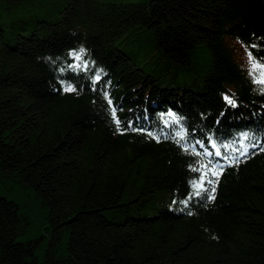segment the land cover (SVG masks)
<instances>
[{
  "label": "trees",
  "instance_id": "16d2710c",
  "mask_svg": "<svg viewBox=\"0 0 264 264\" xmlns=\"http://www.w3.org/2000/svg\"><path fill=\"white\" fill-rule=\"evenodd\" d=\"M237 43L264 63V0H0V264H264Z\"/></svg>",
  "mask_w": 264,
  "mask_h": 264
},
{
  "label": "rangeland",
  "instance_id": "374dc122",
  "mask_svg": "<svg viewBox=\"0 0 264 264\" xmlns=\"http://www.w3.org/2000/svg\"><path fill=\"white\" fill-rule=\"evenodd\" d=\"M55 2L57 0H43V4L47 5L49 2ZM53 13H56V11H54ZM238 44V43H237ZM237 49H238V61L255 77L260 78V79H264V77L260 76V72L261 69L257 68L255 70V72L252 71V64L249 62V58L247 55V51L245 50V48L241 45H237ZM14 196L18 198L20 204H22L25 207V210L27 212V214H29L30 216L32 215L31 220L32 223L34 222L35 226L40 227L38 225L43 226V224L46 221V213L43 212L42 210H39V206L38 204L35 202V200L33 199V197H30L29 195H27L24 192H20V191H14ZM175 201L173 200L172 204ZM171 204V205H172Z\"/></svg>",
  "mask_w": 264,
  "mask_h": 264
},
{
  "label": "snow or ice",
  "instance_id": "6c2138e0",
  "mask_svg": "<svg viewBox=\"0 0 264 264\" xmlns=\"http://www.w3.org/2000/svg\"><path fill=\"white\" fill-rule=\"evenodd\" d=\"M250 47H256V45H251ZM247 55H248V58H249V62L252 64V71L255 72V70L257 68H260L261 69V72H260V76L261 77H264V63L262 62H257L254 60L253 58V54L252 52H247ZM78 59V57H77ZM251 74V73H250ZM97 80H99V77H97ZM254 81L257 82V83H264V79H260V78H257L254 76ZM65 91H68V92H72V91H75V89H73L72 87H67L64 89ZM225 100L229 103V104H233L234 102L227 96L224 97ZM109 104H111V100L108 101ZM115 109L112 110V116L113 118L115 119ZM117 124H119V121L117 120L116 121ZM209 155H212L211 153H208ZM241 155H247V151H242L240 153ZM215 155L216 156H221V153L219 150H217L215 152ZM223 159H227V157H222ZM210 164L212 163L211 161L209 162ZM218 163V162H217ZM201 167H205V168H208V165H202ZM209 171L212 173V175L214 176H218L219 175V171H217L215 168H209ZM209 183H211V181H209ZM199 194V193H197Z\"/></svg>",
  "mask_w": 264,
  "mask_h": 264
}]
</instances>
